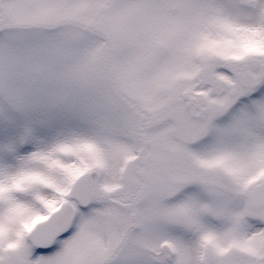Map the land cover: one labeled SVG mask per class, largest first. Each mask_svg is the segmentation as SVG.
Listing matches in <instances>:
<instances>
[{
  "label": "snow or ice",
  "instance_id": "1",
  "mask_svg": "<svg viewBox=\"0 0 264 264\" xmlns=\"http://www.w3.org/2000/svg\"><path fill=\"white\" fill-rule=\"evenodd\" d=\"M0 264H264V0H0Z\"/></svg>",
  "mask_w": 264,
  "mask_h": 264
},
{
  "label": "rangeland",
  "instance_id": "2",
  "mask_svg": "<svg viewBox=\"0 0 264 264\" xmlns=\"http://www.w3.org/2000/svg\"><path fill=\"white\" fill-rule=\"evenodd\" d=\"M131 163V162H130Z\"/></svg>",
  "mask_w": 264,
  "mask_h": 264
}]
</instances>
